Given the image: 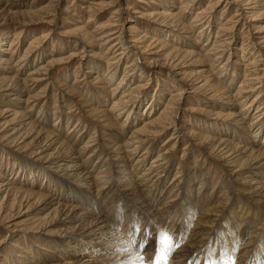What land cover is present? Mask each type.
<instances>
[{"label":"rangeland","instance_id":"1","mask_svg":"<svg viewBox=\"0 0 264 264\" xmlns=\"http://www.w3.org/2000/svg\"><path fill=\"white\" fill-rule=\"evenodd\" d=\"M262 109L264 0H0V264H141L134 255L143 252L139 221L153 227L142 264L223 262L238 200L264 222V196L245 179L264 171V160L254 164L251 150L226 155L211 137L247 149L250 138L264 136V126L255 131ZM79 158L89 162L81 178L76 168L60 167ZM131 163L141 166L124 170ZM151 164L153 179L159 173L166 182L154 194L156 185L138 192L128 181ZM114 184L119 191L103 196ZM57 191L58 203L41 206ZM215 197L214 211L199 205ZM65 203L77 212L113 210L120 226L105 235L86 236L83 226L67 234L78 223L62 222ZM239 214L254 233L242 252L244 238L234 236V248L227 242L228 264H247L252 254L264 264V225ZM207 218L212 227L200 246L181 258L174 247L166 261L156 260L161 233L180 228L187 242L196 221Z\"/></svg>","mask_w":264,"mask_h":264},{"label":"bare ground","instance_id":"2","mask_svg":"<svg viewBox=\"0 0 264 264\" xmlns=\"http://www.w3.org/2000/svg\"><path fill=\"white\" fill-rule=\"evenodd\" d=\"M246 105V104H245ZM262 110H264V109H262ZM262 120V119H261ZM263 121H261L259 124H257L258 125V127H257V130H255L256 131V133H257V131H258V134H260V132L262 131V128H263V126H264V122L262 123ZM221 130V129H220ZM225 130V131H224ZM224 130H221V132L224 134V135H226V134H228V129H224ZM249 130V129H248ZM260 130V131H259ZM263 130H264V128H263ZM251 132V131H250ZM40 133V132H39ZM236 134V133H235ZM264 134V132L262 133V135ZM222 135V134H221ZM232 136L234 137V136H237V134L236 135H234V133H232ZM241 136V135H240ZM246 136V135H245ZM225 136H220V137H216V135L214 136H212L211 137V141H212V143L215 145V147H218V148H222V151H224V154H226V155H229V156H232L233 154H235V152H239V151H241L240 153H242V152H248V151H250L251 150V156H250V158H251V161L254 163V164H257V163H260V161L261 160H264V136L262 137V136H260L259 137V140H256V138H254L253 137V139H251L250 137V140H248V142H247V144H245V146H247V149H237L238 148V143L237 144H233V141H232V139H230V138H224ZM262 137V138H261ZM241 138H242V136H241ZM244 138H246V137H243L242 139H244ZM98 147V146H97ZM69 150V149H68ZM70 150H71V148H70ZM84 150V149H83ZM81 153H84V151H80ZM133 152H134V149H133ZM131 155H133V153H130ZM100 155H102V153L101 154H99V156ZM116 156V155H115ZM143 156V155H142ZM122 158V157H121ZM121 158H118V159H121ZM259 158H261V160H259ZM117 159V158H116ZM123 159V158H122ZM73 160V159H72ZM141 159L139 158V160L138 161H140ZM87 162L88 161H86V160H82V159H77V160H75V161H71V162H66V164H63V165H60V167L61 166H63L62 168L64 169V170H68L70 167L72 168L71 170H73V169H75L76 168V172L77 173H74L75 174V176H78V178H81V175H82V173L88 168V167H83V166H86L87 165ZM239 162V161H238ZM89 163V162H88ZM126 163H129V162H126ZM248 163V161H244L243 163H242V165H246ZM261 166H263L264 165V163H261L260 164ZM104 165H102V166H99V167H101V169H102V167H103ZM114 166V165H113ZM119 166H121L120 168L121 169H124L125 167H123V166H126V164H123V165H119ZM137 166V165H136ZM133 166V164L131 163L130 164V166H129V169H124V170H128V171H137V169H139L140 168V166L141 165H139V166ZM260 166V167H261ZM110 167V166H109ZM152 167H153V164H151V167L150 168H148L147 170H145V169H143V172L140 174V176H138L139 178H136L135 180H130V181H128L129 182V184L132 186V187H134L135 189H138V192H140L139 191V188H140V186H146V187H148L147 189H150L151 187H153V186H155L156 185V187H155V191H153V194L154 193H156V190H157V186H158V183L161 181V184H164L165 182H166V179L165 178H162L161 176H159V173H156L155 175H154V179H153V176L151 175V173L152 172H150V170L152 169ZM79 169H82L81 171L79 170ZM108 169V168H107ZM132 169H134V170H132ZM77 170H79V171H77ZM100 172H104V171H100ZM100 172H98V173H100ZM133 172V173H134ZM154 172V171H153ZM182 171H178L177 173H176V176L178 177V174L179 173H181ZM252 174L250 175V176H248V177H245V179H247L246 180V182L248 183V184H250V186H251V189H253V191H254V193L255 194H258V195H260V196H264V171H262V170H258V171H255V172H253V171H250ZM88 173V172H87ZM107 174H112L113 173V171H112V169H111V167L109 168V170L106 172ZM45 174V173H44ZM257 174H260V175H263V176H261V178L260 179H257V178H255V177H257ZM89 173L87 174V176L85 177V175L83 176V178L85 179H83L84 180V182L82 183L83 185H86L87 183H88V178H90V176L91 175H89ZM130 175V174H129ZM136 175H138V173L136 174ZM256 175V176H255ZM108 176V175H107ZM183 177H184V179L186 178V183L188 182L189 183V180L190 179H192V180H190V183H192V181H194V177H190L189 178V180H188V177H189V174L188 175H186V174H184L183 175ZM106 179V181H107V184L109 183L108 181H110L111 179H110V175L108 176V177H105ZM196 178V177H195ZM51 179L52 178H50L49 179V182L51 183ZM57 180V179H56ZM203 181L205 180V179H202ZM154 181V182H153ZM201 182V184H204V182ZM82 182V181H81ZM54 183H56V182H54ZM58 183V182H57ZM117 183H119L118 182V180H117ZM189 183V184H190ZM213 183V182H212ZM106 184V183H105ZM214 184V183H213ZM119 185V184H118ZM148 185H150V186H148ZM213 186H215V184L213 185ZM201 188V187H200ZM58 189H60L59 187L58 188H56V190H58ZM87 190H89V189H87ZM59 191V190H58ZM55 192V195H56V197H55V200H54V198H48V197H42L40 200H39V202H41V206H47L48 204H55V203H58L56 200H61V198H60V196H61V193H59V192ZM116 191H119V188H117V185L116 184H114L113 186H112V188L109 190V191H106V193H104L103 194V196H105V194H106V196H108V194H110L111 192H116ZM150 192L152 191V190H149ZM88 192H90V191H88ZM97 193H99V190L97 191ZM133 193H136V192H133ZM86 194V196H88L87 195V193H85ZM48 196V195H47ZM152 197V196H151ZM186 197H188L187 195L184 197L185 198V200H186ZM122 199V198H121ZM205 199H207V198H205ZM77 200V199H76ZM158 200H160V198L158 197L155 201H153L152 200V202H156V201H158ZM151 201V200H150ZM178 201V200H177ZM181 201V200H180ZM217 201H219L218 199H216V197L214 198V200H211V201H205V202H202L201 200H200V203H199V205H201V206H203V208H204V211L205 210H207V209H209V211H214V209H216L219 205H217L216 203H217ZM177 203V202H176ZM175 203V204H176ZM214 205H213V204ZM61 204V203H60ZM165 204V203H164ZM209 204H210V206H209ZM238 204L240 205V204H242V206H241V210H240V212H238L237 214H236V217H238L239 216V218L238 219H236V218H234L233 219V221H231L230 223H228V230H227V232H225L224 233V236H225V238L226 239H224L223 241H222V243L221 244H223V246L222 247H220V248H222V250H223V254H222V256L224 255V257H225V259H222L223 260V262H221V263H217V264H228L229 263V261L231 260V257L230 258H227V254L229 253V251L231 250L229 247L227 248V242H229L230 243V246L233 244V248H234V242H235V238H234V236H237V237H239L241 240H242V242H240V245L239 246H241L240 248H241V252H242V248H244L245 247V241H247L249 238H251V237H249V238H247L246 239V236L247 235H249V236H251V234H253L254 232L252 231V230H248V222H247V219L246 220H243L241 217L242 216H240V214L239 213H241V215L243 214V213H245V214H247V215H249L250 213H252V216L249 218V220L250 221H252V222H254L255 223V225L256 226H258V228L260 227V226H262V225H264V222H262V221H260V220H258V218L256 217V215L255 216H253L254 214V210L250 207V206H247L246 205V203H244V202H242V201H239L238 200ZM141 205H142V203H141ZM173 205V204H172ZM179 205V208H180V203L178 204ZM66 206H68L66 203L63 205V207L61 208V206H60V211H62V215H65L66 216V219H64L62 222H65L66 220H68L69 222H71V223H78V224H74V225H71V226H69V227H67V229H64V230H69V231H66V233L68 232H74L73 231V229H76V228H78V227H81V226H83L82 227V230H86V232H88V233H86L85 235L86 236H92V234H96V233H100V234H102V235H105V234H107V233H110V232H113V231H116L117 229H118V227L120 226V223H116V222H114V219H112V217H113V215H114V212H113V210L110 212L109 210H105L104 212H103V210L99 207V206H97L96 208L98 209V211H95L93 208H91L92 210H84V209H82V211L81 212H77L76 211V209L78 208V207H75V206H73V205H71V207H72V209H69L68 207L66 208ZM119 206V205H118ZM162 206H163V204H162ZM194 206V205H193ZM207 206V207H206ZM65 207V208H64ZM151 207V206H150ZM149 207V208H150ZM56 208V207H55ZM139 208V207H138ZM145 208V207H144ZM164 208V207H163ZM192 206H190L189 205V209L188 210H186V211H184V212H188V211H190V210H192ZM135 209V208H134ZM171 209H172V207H171ZM170 209V210H171ZM146 210V209H145ZM153 210V209H152ZM151 211V210H150ZM149 211V212H150ZM128 213V212H127ZM162 213V215H165V214H168L169 212H167V210L163 213V212H161ZM182 213V212H181ZM211 215V217L213 216L212 215V213H208V215ZM57 213H56V217H55V220H57ZM150 215V214H149ZM89 216H94V218L92 219L91 218V220L89 219ZM184 216H185V214H184ZM178 217V216H177ZM191 217V216H190ZM175 218V217H174ZM199 218H201V217H199ZM59 220H58V222H60L61 221V219L60 218H58ZM126 219V218H125ZM117 220V219H116ZM123 220V219H122ZM179 220V219H178ZM183 220V222H181V224H184V228H185V226L187 225V223L189 222V218L187 217L186 219L185 218H183L182 219ZM118 221V220H117ZM119 222V221H118ZM171 222H174V220L172 221L171 220ZM210 222H211V219L210 218H207L206 220H204L202 223H200V222H198V220L196 221V224L193 226V229L190 231L191 233H190V236H189V238H188V240H187V242H183L182 243V236H181V230H180V228L177 230V228H175L176 230L175 231H173L172 233H171V237L172 238H175V240L178 242H180L179 243V245H181V246H178V248H179V251L177 252V253H179V254H181V252L180 251H185V252H190L191 250H193L194 249V247L195 246H200L201 244L199 243V242H201L202 241V237L204 236V234H206V227H212L211 225H210ZM177 223V222H176ZM171 224V227H173V224L172 223H170ZM145 225V226H144ZM78 226V227H77ZM137 226H139V228H141V227H144V231H143V233L141 234V236H139V238H140V245L139 246H137V250H139V251H141L142 252V250H143V254H146V253H150L151 251H152V248H153V245H154V243L152 244L151 243V239H152V237H151V235H149V233H151L152 231H153V227H152V225H150V223H143L142 221H139V223H137ZM136 226V227H137ZM240 226H244L243 228H245L246 229V233H242V230H239V228H240ZM170 227V226H169ZM169 227H168V230H169V232H171L170 231V229H169ZM134 228V227H133ZM172 229V228H171ZM184 230V232H186L185 231V229H183ZM257 230V229H256ZM231 231H234L233 232V235H231V236H229V232H231ZM122 232H124V233H127L126 231H122ZM121 232V233H122ZM67 233V234H68ZM129 235V234H128ZM227 235V236H226ZM85 236V237H86ZM134 235L132 234V232H130V235H129V238H126L125 239V241H131L130 240V237H133ZM260 236H262V235H260ZM119 237V236H118ZM70 237H68V238H66V243H68V242H70V241H72V240H70L69 239ZM119 238H122V237H119ZM234 238V239H233ZM75 239H77V237H75L73 240H75ZM204 240H206V237H204L203 238ZM238 239V238H237ZM111 240H115L114 238H112ZM208 240H210V238H208ZM239 240V239H238ZM175 241V242H176ZM221 241V240H220ZM158 241H156L155 242V244H158L157 243ZM174 242V243H175ZM264 241L262 240V239H259V241H258V243H263ZM121 242H116V244H120ZM232 243V244H231ZM143 245V246H142ZM177 245V244H176ZM159 246V245H158ZM229 246V245H228ZM248 246V245H247ZM124 247V246H123ZM142 247V249L140 250V248ZM158 248V247H157ZM219 248V249H220ZM225 248V249H224ZM156 250V249H155ZM224 250H225V252H224ZM154 251V250H153ZM241 252H239L238 253V255L239 254H241ZM133 253V252H132ZM142 253H140V255H142ZM137 254L138 253H134V255H135V257L137 256ZM171 254V253H170ZM192 253H190V255H191ZM152 255V254H151ZM145 257H146V255H144ZM177 256V255H176ZM181 256H186V254H181L180 256L178 255V258H181ZM238 259V258H237ZM259 259V258H258ZM257 260V255H251V257H250V260L248 259V262H247V264H254V262ZM246 261V260H245ZM158 264H161V262H158ZM256 264H261V263H256Z\"/></svg>","mask_w":264,"mask_h":264},{"label":"snow or ice","instance_id":"3","mask_svg":"<svg viewBox=\"0 0 264 264\" xmlns=\"http://www.w3.org/2000/svg\"><path fill=\"white\" fill-rule=\"evenodd\" d=\"M158 255L156 256L157 261H166L169 254L173 251L174 247L178 245H173L172 238L169 237L166 233H161L158 239ZM143 246V245H142ZM136 260L143 262V257L140 254H137ZM231 264H236L235 260L231 261Z\"/></svg>","mask_w":264,"mask_h":264}]
</instances>
